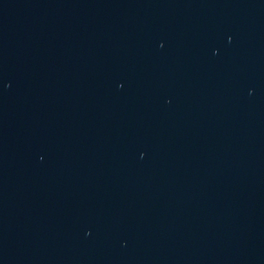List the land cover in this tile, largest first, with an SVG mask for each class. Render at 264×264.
Instances as JSON below:
<instances>
[{
    "label": "water",
    "instance_id": "water-1",
    "mask_svg": "<svg viewBox=\"0 0 264 264\" xmlns=\"http://www.w3.org/2000/svg\"><path fill=\"white\" fill-rule=\"evenodd\" d=\"M0 264H264V0H0Z\"/></svg>",
    "mask_w": 264,
    "mask_h": 264
}]
</instances>
